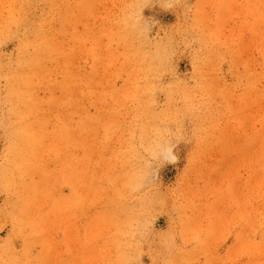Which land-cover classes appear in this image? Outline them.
Returning <instances> with one entry per match:
<instances>
[{
    "label": "rangeland",
    "instance_id": "1",
    "mask_svg": "<svg viewBox=\"0 0 264 264\" xmlns=\"http://www.w3.org/2000/svg\"><path fill=\"white\" fill-rule=\"evenodd\" d=\"M264 0H0V264H264Z\"/></svg>",
    "mask_w": 264,
    "mask_h": 264
},
{
    "label": "bare ground",
    "instance_id": "2",
    "mask_svg": "<svg viewBox=\"0 0 264 264\" xmlns=\"http://www.w3.org/2000/svg\"><path fill=\"white\" fill-rule=\"evenodd\" d=\"M264 149V148H263Z\"/></svg>",
    "mask_w": 264,
    "mask_h": 264
}]
</instances>
